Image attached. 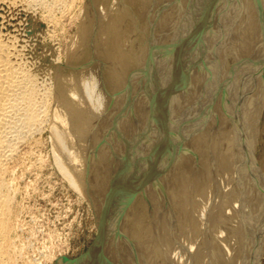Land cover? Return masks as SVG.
I'll use <instances>...</instances> for the list:
<instances>
[{
	"label": "bare ground",
	"instance_id": "bare-ground-1",
	"mask_svg": "<svg viewBox=\"0 0 264 264\" xmlns=\"http://www.w3.org/2000/svg\"><path fill=\"white\" fill-rule=\"evenodd\" d=\"M263 114L264 0H0V264L35 262L15 172L45 132L99 229L57 264H264Z\"/></svg>",
	"mask_w": 264,
	"mask_h": 264
},
{
	"label": "rangeland",
	"instance_id": "rangeland-1",
	"mask_svg": "<svg viewBox=\"0 0 264 264\" xmlns=\"http://www.w3.org/2000/svg\"><path fill=\"white\" fill-rule=\"evenodd\" d=\"M81 20L77 11L62 21V27L56 28L57 31L53 30L50 32L51 36H47L46 43L61 57L64 64L68 46ZM56 33L57 35H54ZM47 65L50 66V62H47ZM263 125L264 114L259 132L255 135L259 142L264 130ZM34 138L35 141L30 142L27 147L29 154L20 165L21 168L18 167L15 172L17 187L20 190L17 192L18 196L16 195L20 205H17V209L22 208L18 214L23 224L19 223L21 224L19 227L23 226L22 229H18L19 241L22 245L26 244L27 250L29 249V256L27 250L24 251L28 256L26 259L29 261L33 259L34 264H57L59 260L68 262L79 260L91 251L97 241L99 229L96 213L90 202L66 179L56 165L50 133L37 134ZM258 145L257 162L264 157V143L260 142ZM261 167L260 174L264 176V160L260 163Z\"/></svg>",
	"mask_w": 264,
	"mask_h": 264
}]
</instances>
